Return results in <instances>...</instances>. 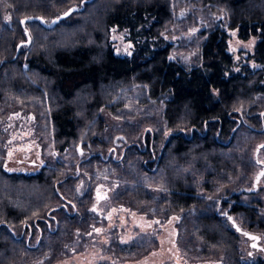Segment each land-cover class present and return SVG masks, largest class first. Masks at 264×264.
I'll list each match as a JSON object with an SVG mask.
<instances>
[{"label": "trees", "instance_id": "trees-1", "mask_svg": "<svg viewBox=\"0 0 264 264\" xmlns=\"http://www.w3.org/2000/svg\"><path fill=\"white\" fill-rule=\"evenodd\" d=\"M188 1L224 14L223 25L201 31L199 59L189 64L172 55L175 0H2L11 22L0 32V106L8 100L37 104L54 148L63 154L80 147L81 158L72 172L61 160L42 166L35 160V165L25 164L35 170L22 173L15 168L24 164L9 163L22 151L4 148L0 264H19L27 257L33 264H53L61 258L55 257V247L64 246L69 256V242L78 238L83 245L76 252L96 248L108 256L105 264L116 257L119 262L139 260L151 252L157 241L151 234L122 243L123 230L100 227L105 218L100 213L108 209L95 212L89 204L106 192L96 190L95 180L87 183L83 174L92 160L101 165L107 161L103 157H113L103 110L124 107L134 93H140L141 103L161 107L165 127L147 129L122 147L125 154L139 157L137 173L163 171L166 190L158 206H167L171 214L202 205L199 190H210L209 182L202 185L180 168L210 165L217 173L228 172L231 162L225 153L242 130L264 133V0ZM234 31L243 40L258 38L246 62L237 63L229 51V32ZM119 32L132 44L130 55L115 52L113 35ZM117 167L127 170L114 163L98 170L102 182L116 186V204L148 213L157 203L154 196L135 177L125 182ZM80 183L90 192L81 207L70 197L72 186ZM239 191L227 196L234 200L231 205L223 196L215 203L216 212L196 218L194 238L203 254L226 249L228 264H264L262 256L249 259L241 246L247 236L217 215L222 208L243 210L264 229L252 206L239 202L241 194L250 192Z\"/></svg>", "mask_w": 264, "mask_h": 264}, {"label": "rangeland", "instance_id": "rangeland-1", "mask_svg": "<svg viewBox=\"0 0 264 264\" xmlns=\"http://www.w3.org/2000/svg\"><path fill=\"white\" fill-rule=\"evenodd\" d=\"M175 7L177 21L169 33L170 38L175 43L172 55L185 63H194L200 55V45L203 40L201 31L210 29L217 24L223 25L224 14L206 7L194 6L188 0H175ZM9 22H11L9 12L0 0V30L4 24ZM229 33L231 36L229 51L234 55L235 61L237 63L248 61L247 57L256 49L258 38L252 37L249 40H243L238 36L237 31ZM113 40L115 41V52L118 55H130L132 53V44L125 39L122 33L114 34ZM140 97V93H134L129 97L124 107L103 110L102 114L108 122L106 140L109 145L113 146V157H103L107 161L102 162L101 165L97 160H92L86 164L87 167H84L83 170V174L87 176V183L95 180L97 182L96 190L103 189L106 192L103 196L99 195L97 198L91 199L89 204V209L95 212L108 209L105 213H100L105 214V218L100 219V227L113 226L123 230L120 238L122 243H129L139 236L143 237L148 234L157 239L156 242L153 241L151 252L142 259L119 262L118 257H116L112 259L115 261L113 264H228L230 255L226 249L202 253V245L193 235L194 222L202 214L216 212L215 203L219 202L221 197L224 196L223 198L232 203L233 199L227 196L232 191L241 192L239 191L240 188L247 189L250 194H241L239 202L255 205L253 209L260 212L264 218V181L260 185L263 186V191L259 190V186L253 190L254 181L264 166V147L260 149L259 162L256 161L255 157L257 148L264 144V133L242 130L235 142V147L225 153L231 162V168L228 172L217 173L210 165L191 164L187 169L180 168V172L183 171L185 175L195 176V179L200 180L202 185L209 182L210 190H199L198 195L203 200L202 205L171 214L173 212L167 206H158L166 190L163 171L157 169L150 172L149 175L144 172L137 173L139 157L132 153L125 154L122 147L132 141H137L147 129L158 131L165 127L161 107L153 102L143 104ZM262 103L264 108V98ZM45 119L46 115L43 110L35 103L5 101L0 106V141L5 142L2 145L0 142V162L5 157L4 148H9L11 151L18 148L22 153L9 162L11 167L20 164L19 158L37 160L40 166L61 160L72 172L81 158L78 153L80 147L71 148L63 154L59 153L54 148L51 132L44 122ZM112 163L120 165L121 168L123 164L124 166L127 165L126 172H121V169L117 167V170L123 173L124 181L130 182L135 177L136 182H134H143L145 189L154 196L153 198L157 203L148 207V213L129 210L123 204H116L114 201V188L116 186L113 182L108 183L105 180L102 182V177L99 178L102 174L98 171L102 166H111ZM15 170L31 173L35 169L24 165L15 168ZM258 183L260 184V182ZM81 185L82 183L79 186L73 185V193L70 196L75 199L80 207L87 203L90 198V192L85 188L82 189ZM225 211L226 208L218 210V212ZM164 215L167 218L164 219ZM234 218L238 221L239 226L247 225L254 232L263 234L264 246V229H260L261 226L259 227L257 220L243 210L237 212ZM223 222L228 223L227 218ZM143 240L145 239H140V241L137 239L138 242H143ZM69 244L72 246V249H69L71 253L69 256H67L64 246L63 248L59 247V249L55 247V257L61 258L53 264H105L103 259L108 258V256L101 255V251L96 248L76 252V249H80L83 245V240L80 238L72 239ZM241 246L245 252L253 251L247 239L241 238ZM61 251L65 253L64 257H62ZM34 262V259L27 257L19 264H33Z\"/></svg>", "mask_w": 264, "mask_h": 264}, {"label": "flooded vegetation", "instance_id": "flooded-vegetation-1", "mask_svg": "<svg viewBox=\"0 0 264 264\" xmlns=\"http://www.w3.org/2000/svg\"><path fill=\"white\" fill-rule=\"evenodd\" d=\"M10 23V22H9ZM9 23H6V24H4V26H6L7 24H9ZM4 26H2V28L4 27ZM2 30V29H1ZM1 30H0V32H1ZM32 156H33V154H31ZM19 162L21 163V164H26V165H35L36 164V162H35V160H23V159H20L19 158ZM261 166H263V165H261ZM264 170V166L262 167V171ZM261 171V172H262ZM264 175V174H263ZM263 175H262V177H261V179H260V184L257 182V184H255V182H254V184H253V186H254V188H253V190H255V189H257V187L259 186V190L260 191H263V186L261 187L260 185H261V182L262 181H264V179H263ZM262 189V190H261ZM234 201V200H233ZM232 201V202H233ZM263 204V203H262ZM228 205H231V201L229 200V203H228ZM252 206V208L253 207H255V205H251ZM224 209V208H223ZM254 210V209H253ZM254 212L258 215L259 214V217L262 219V220H264V218L260 215V212H258V211H255L254 210ZM235 214H237V212H233L232 211V209L231 208H229V210H227V212L225 211V212H217V215H219L218 217H219V219H221V220H224L225 218H227V220H228V223L226 222L225 224H232V225H234V226H236L237 228H238V230L242 233V234H244L245 236H247V238H248V240H249V243H250V248L251 249H253V251L254 252H256V253H254L253 251H250L249 252V259H251V260H257V259H259V257H264V246H263V234H259V233H256V232H254L251 228H250V226H247V225H241V226H239L238 225V221H236V218H234V215ZM252 218H253V216H251ZM261 226V224H259V227ZM260 229H262L263 230V227L261 226V228Z\"/></svg>", "mask_w": 264, "mask_h": 264}, {"label": "water", "instance_id": "water-1", "mask_svg": "<svg viewBox=\"0 0 264 264\" xmlns=\"http://www.w3.org/2000/svg\"><path fill=\"white\" fill-rule=\"evenodd\" d=\"M64 16H62L61 18H63ZM264 147V144H261L257 150H256V153H255V157H256V161L259 162V159H258V156H259V152H260V149ZM264 174V170L262 172H260V174L257 176L256 180H255V184H257V182H259V180L261 179L262 175Z\"/></svg>", "mask_w": 264, "mask_h": 264}, {"label": "snow or ice", "instance_id": "snow-or-ice-1", "mask_svg": "<svg viewBox=\"0 0 264 264\" xmlns=\"http://www.w3.org/2000/svg\"><path fill=\"white\" fill-rule=\"evenodd\" d=\"M66 15H67V13H66Z\"/></svg>", "mask_w": 264, "mask_h": 264}]
</instances>
